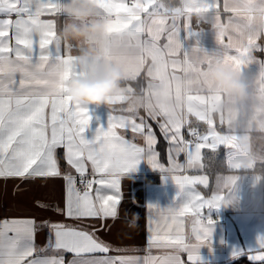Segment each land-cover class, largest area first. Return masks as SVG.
Segmentation results:
<instances>
[{
	"label": "crops",
	"instance_id": "obj_1",
	"mask_svg": "<svg viewBox=\"0 0 264 264\" xmlns=\"http://www.w3.org/2000/svg\"><path fill=\"white\" fill-rule=\"evenodd\" d=\"M53 2H57V13L45 14L41 19L55 22V43L71 53L74 66L81 72L78 78L68 83V96L72 102L69 95L72 81L95 75L100 61L88 56L91 37L77 39L65 35L71 27L83 28L100 23L104 38L110 42L111 56L122 61L121 80L132 81L139 76L146 78L142 94H133L129 85L120 84L103 104L76 103L89 108L91 121L84 133L85 138L91 140L98 128L107 127L111 111L114 115L142 116L152 124L157 140L159 134L165 142L164 161L159 158L157 144L154 151L166 168L163 171L154 168L145 158L134 170L122 176L121 203L117 206L115 219H68L56 211L57 207H65L66 181L63 175L75 177L78 173L67 164L65 149L57 148L58 162L59 151L64 159L63 164L59 162L61 176L24 181L0 178V220L34 219V243L38 254L63 255L66 264L68 260L79 258L70 253L51 252L49 232L50 225L55 222L90 232L99 229L95 235L106 242L111 251L95 254L97 256L164 255L171 250L149 248L147 244L149 227L156 228V223L150 225L149 221L155 218L162 225L161 216H167L170 209L183 207L195 191L202 198L220 197L219 207H205L200 217L206 225L209 220L213 222L210 237L199 238L191 231L192 218H183L186 248L200 257L196 264H229L243 255L257 262L249 259V256L259 254L264 244V183L263 177L254 171L257 163L264 162V67L249 61L238 62V56L239 49L249 40L259 38L257 43L264 48V0H179V5L173 11H165L159 0H140L142 8L137 11L142 19L149 13L160 17H177L182 45L160 51L135 33L131 26L118 25L116 18L102 8L99 0H87L95 5V11L84 18H76L64 11V5L69 0ZM117 2L131 4L134 0ZM185 25L190 26L191 31L200 33L198 39L187 36ZM164 42L162 39L160 44ZM252 55L257 61L264 60V51L257 49ZM221 67L237 74L243 86L242 93L225 94L209 85L207 71ZM146 113L172 124L183 125L186 140L193 139L189 135V128L200 135L208 133L213 137L203 148L197 166L192 169L185 166L183 170L186 176L205 175L206 186L196 184L182 188L177 183L176 176L180 173L169 165L172 145L160 132L157 122L148 118ZM120 131L134 143L145 146L141 136L133 138L130 132ZM221 148L226 157V171L217 173L212 189L204 193L203 189L209 184V175L203 163L204 152ZM176 159L179 163H186L185 154H180ZM85 163L87 174L92 176L90 162ZM37 201L49 207H40ZM149 205L153 207L149 209ZM134 213L138 214V218ZM168 223L164 231L172 234L176 226L170 221ZM104 224L108 227H102ZM40 249H44V252H39ZM181 255L187 264L186 254Z\"/></svg>",
	"mask_w": 264,
	"mask_h": 264
},
{
	"label": "snow or ice",
	"instance_id": "obj_2",
	"mask_svg": "<svg viewBox=\"0 0 264 264\" xmlns=\"http://www.w3.org/2000/svg\"><path fill=\"white\" fill-rule=\"evenodd\" d=\"M99 3L116 18L118 25L131 26L156 50H171L173 46L182 45L177 17L149 13L142 19L137 11L142 8L140 0L131 4L117 0H99ZM56 13L57 2L53 0H0V178L24 181L61 176L56 150L63 148L66 162L79 174L84 190L77 188L75 177L64 174L65 207H57L56 211L74 220L115 219L121 203L120 178L134 170L141 159H148L154 168L162 171L166 166L159 162L154 151L158 140L152 124L142 116L114 115L111 111L107 127L98 128L93 139L85 138L91 121L89 108L73 103L68 96V83L81 72L74 66L71 53L55 43V22L41 19L45 14ZM185 30L189 38L198 39L200 33L191 31L190 26L185 25ZM162 39L165 42L160 44ZM258 40H249L239 49L238 62L249 61L264 67V60L257 61L252 55L254 50L264 51ZM147 117L157 122L160 132L172 145L169 165L180 173L176 176L177 183L182 188L196 184L206 186L205 175L186 176L183 170L185 166L189 169L197 166L203 148L213 137L189 128L193 139L186 140L183 125L149 114ZM120 130L130 132L133 138L141 136L145 146L134 143ZM180 154L186 155V163L177 162ZM85 161L91 164L92 176L88 179H85L88 173ZM219 200L220 197L215 196L202 198L194 191L183 207L170 209L167 216H161L162 225L155 218L150 220L149 224L155 222L156 228L149 227L147 244L149 248L171 250L164 255L97 256L95 254L111 251L109 245L95 235L99 229L90 232L60 222L50 225L49 246L52 253H70L79 258L68 260L67 264H185L181 253L186 254L187 264H196L200 257L186 248L183 218L190 216L191 231L206 239L211 235L213 222L209 220L206 225L200 217L205 207H219ZM37 205L49 207L40 201ZM169 221L176 226L172 234L164 231ZM35 233L34 219L0 220V264H66L63 255L38 254ZM249 259L264 261V244L259 254L250 255Z\"/></svg>",
	"mask_w": 264,
	"mask_h": 264
},
{
	"label": "clouds",
	"instance_id": "obj_3",
	"mask_svg": "<svg viewBox=\"0 0 264 264\" xmlns=\"http://www.w3.org/2000/svg\"><path fill=\"white\" fill-rule=\"evenodd\" d=\"M64 11L76 18H84L95 11V5L87 0H69L64 5ZM65 35L72 38H92L88 56L95 57L100 62L96 68V74L85 80L72 81L70 88L73 102L99 105L118 89L120 81L123 78L122 61L111 56L110 42L103 36V27L100 23H94L91 26L69 28ZM98 37V38H97ZM106 50L108 55H106ZM210 86L222 90L225 94L243 92V86L239 83L237 74L227 68H213L206 73ZM138 218V214H133ZM132 227L131 224L128 225Z\"/></svg>",
	"mask_w": 264,
	"mask_h": 264
},
{
	"label": "trees",
	"instance_id": "obj_4",
	"mask_svg": "<svg viewBox=\"0 0 264 264\" xmlns=\"http://www.w3.org/2000/svg\"><path fill=\"white\" fill-rule=\"evenodd\" d=\"M159 2L161 3L165 11H173L179 5V0H159ZM145 82H146V78L144 76H139L137 79L132 81L121 80L120 84L129 85L133 94H142ZM157 149L160 160L164 161L165 153H166L165 142L163 141L162 137L159 134H158ZM58 158H59V162L63 164L64 159L61 151H59ZM225 159L226 157L223 148L217 151L208 150L204 152V156H203L204 169L209 175V184L206 189H203L204 193H207L212 189L215 175L217 173L226 171ZM254 171L259 173L263 177V183H264V162L257 163ZM229 264H264V262H260V261L253 262L248 260L247 257L243 255L231 261Z\"/></svg>",
	"mask_w": 264,
	"mask_h": 264
},
{
	"label": "built area",
	"instance_id": "obj_5",
	"mask_svg": "<svg viewBox=\"0 0 264 264\" xmlns=\"http://www.w3.org/2000/svg\"><path fill=\"white\" fill-rule=\"evenodd\" d=\"M75 178L77 180V188H79L81 191H83L84 190V185L80 182L81 178H80L79 174H76ZM88 178H91V175L86 174L85 179H88Z\"/></svg>",
	"mask_w": 264,
	"mask_h": 264
},
{
	"label": "rangeland",
	"instance_id": "obj_6",
	"mask_svg": "<svg viewBox=\"0 0 264 264\" xmlns=\"http://www.w3.org/2000/svg\"><path fill=\"white\" fill-rule=\"evenodd\" d=\"M188 124L185 122V126H187Z\"/></svg>",
	"mask_w": 264,
	"mask_h": 264
}]
</instances>
